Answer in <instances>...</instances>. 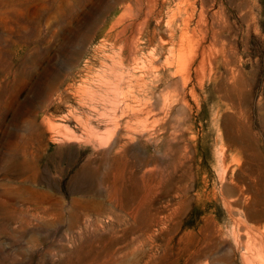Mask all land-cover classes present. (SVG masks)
<instances>
[{
    "label": "rangeland",
    "instance_id": "374dc122",
    "mask_svg": "<svg viewBox=\"0 0 264 264\" xmlns=\"http://www.w3.org/2000/svg\"><path fill=\"white\" fill-rule=\"evenodd\" d=\"M0 264H264V0H0Z\"/></svg>",
    "mask_w": 264,
    "mask_h": 264
},
{
    "label": "bare ground",
    "instance_id": "6f19581e",
    "mask_svg": "<svg viewBox=\"0 0 264 264\" xmlns=\"http://www.w3.org/2000/svg\"><path fill=\"white\" fill-rule=\"evenodd\" d=\"M134 39V38H133ZM131 42H132V40H131ZM131 42H130V45H131ZM132 46V45H131ZM133 48V47H132ZM130 49V48H129ZM132 51H134V50H132ZM183 53V52H182ZM183 55V54H182ZM107 56V55H106ZM109 56V55H108ZM184 56V55H183ZM111 57V56H110ZM132 57V56H131ZM109 58V57H108ZM181 58V57H180ZM183 58V57H182ZM133 59V58H132ZM113 60H114V58H113ZM112 60V61H113ZM119 61V60H118ZM113 63H115V62H113ZM105 64V63H104ZM117 64V63H116ZM115 64V65H116ZM119 64V63H118ZM107 66H108V64H107ZM111 70H113V69H111ZM108 72V71H107ZM117 73H119V72H117ZM122 75V74H121ZM111 81V80H110ZM107 82V81H106ZM106 86V85H105ZM110 86V85H109ZM113 92V91H112ZM252 262V261H251Z\"/></svg>",
    "mask_w": 264,
    "mask_h": 264
}]
</instances>
